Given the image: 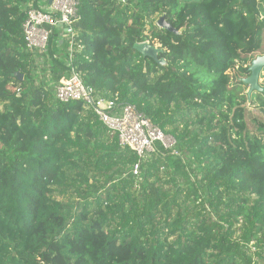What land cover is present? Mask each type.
Masks as SVG:
<instances>
[{"label":"trees","instance_id":"1","mask_svg":"<svg viewBox=\"0 0 264 264\" xmlns=\"http://www.w3.org/2000/svg\"><path fill=\"white\" fill-rule=\"evenodd\" d=\"M79 2L71 66L180 155L156 142L139 159L82 102L58 101L67 41L52 30L37 77L21 26L43 0H0V264H264V120L250 130L245 108L264 116V92L242 82L264 55V0ZM247 16L259 42L241 52Z\"/></svg>","mask_w":264,"mask_h":264},{"label":"built area","instance_id":"2","mask_svg":"<svg viewBox=\"0 0 264 264\" xmlns=\"http://www.w3.org/2000/svg\"><path fill=\"white\" fill-rule=\"evenodd\" d=\"M39 8L29 4L22 23V35L26 51L33 55L34 64L44 67L42 54L46 52L52 30L58 31L60 43L67 41L68 58L66 74L56 84L49 87L54 90L55 98L63 103L80 101L92 110L98 121L117 136L119 147L131 149L139 159L154 153V144L158 142L164 150L179 156L176 141L152 126L133 106L117 107L113 101L97 97L94 91L85 85L82 76L71 66L74 26L80 21L79 0H43ZM53 59H57L53 55ZM18 90V89H17ZM137 165L133 174H136Z\"/></svg>","mask_w":264,"mask_h":264},{"label":"water","instance_id":"3","mask_svg":"<svg viewBox=\"0 0 264 264\" xmlns=\"http://www.w3.org/2000/svg\"><path fill=\"white\" fill-rule=\"evenodd\" d=\"M51 0H48L50 3ZM156 26L158 29L165 30L174 35H178L179 32L168 24L164 15H162L156 21ZM133 49L141 55L143 58H149L153 60L155 63L159 65H164L165 60L163 58H159V55L163 52L160 47H156L148 42L137 43L133 45ZM264 68V55L255 57L250 64L249 67V75L242 80L243 84L247 86L246 94L249 97L253 92H264L263 88H260L259 85V75L262 69ZM16 77H19L18 74H15ZM20 78V77H19Z\"/></svg>","mask_w":264,"mask_h":264},{"label":"rangeland","instance_id":"4","mask_svg":"<svg viewBox=\"0 0 264 264\" xmlns=\"http://www.w3.org/2000/svg\"><path fill=\"white\" fill-rule=\"evenodd\" d=\"M246 19H247V22H248L246 30L244 31V33L242 35H240L238 37V39L235 42H233V45H232L235 49H239L241 52H243V51H253L257 47L258 42H259V36H258V33H257V28H256V25H255V21L253 20V18L248 17V16H247ZM255 28H256V31H255ZM152 45H154L156 47H160L155 42ZM39 64L35 63L34 64V70H33V72L36 74L37 77L42 76V74L40 73V71L42 69H41ZM258 82H259V85H261V84L264 85V71L260 72ZM245 108H246V123H247V126H248V128L250 130H253L255 128V124L253 122L254 121L253 118H256L258 120H264V116H263L262 113L256 111L254 108L248 107L247 103L245 104ZM188 170H190L191 173L193 172L192 174L196 173V169H195L194 166H189ZM179 182L181 183L183 181L181 179H179Z\"/></svg>","mask_w":264,"mask_h":264}]
</instances>
